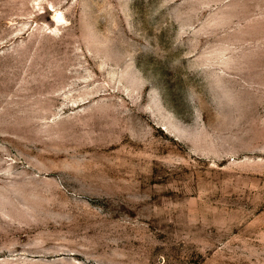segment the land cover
I'll use <instances>...</instances> for the list:
<instances>
[{"label":"rangeland","instance_id":"1","mask_svg":"<svg viewBox=\"0 0 264 264\" xmlns=\"http://www.w3.org/2000/svg\"><path fill=\"white\" fill-rule=\"evenodd\" d=\"M0 264H264V0H0Z\"/></svg>","mask_w":264,"mask_h":264},{"label":"bare ground","instance_id":"2","mask_svg":"<svg viewBox=\"0 0 264 264\" xmlns=\"http://www.w3.org/2000/svg\"><path fill=\"white\" fill-rule=\"evenodd\" d=\"M55 20L60 23L63 20V17L62 16H57V18L55 17Z\"/></svg>","mask_w":264,"mask_h":264}]
</instances>
